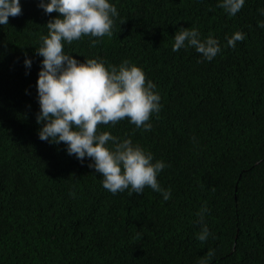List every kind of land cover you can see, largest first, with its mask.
<instances>
[{
  "label": "trees",
  "instance_id": "obj_1",
  "mask_svg": "<svg viewBox=\"0 0 264 264\" xmlns=\"http://www.w3.org/2000/svg\"><path fill=\"white\" fill-rule=\"evenodd\" d=\"M110 2L113 35L83 36L64 51L106 67L129 60L156 85L162 108L150 131L125 119L98 132L163 160L157 179L171 198L148 187L113 195L90 158L38 138L35 49L60 14L20 0L21 14L0 26V264H264V0H246L234 17L218 0ZM181 28L212 35L221 52L212 61L192 47L174 52ZM237 31L245 39L228 47ZM205 202L211 235L200 242Z\"/></svg>",
  "mask_w": 264,
  "mask_h": 264
},
{
  "label": "clouds",
  "instance_id": "obj_2",
  "mask_svg": "<svg viewBox=\"0 0 264 264\" xmlns=\"http://www.w3.org/2000/svg\"><path fill=\"white\" fill-rule=\"evenodd\" d=\"M245 2L218 0L217 7L234 17ZM38 7L45 14H60L47 23L48 33L40 38V46L35 49L43 58L36 81V123L42 125L38 138L50 144L63 142L66 153L81 163L90 158L88 167L102 175V187L113 195L126 190L129 195L142 194L148 187L168 201L171 189H163L157 179L168 166L163 160H154L152 152L134 144L131 138L121 140L111 132H98V125L114 127L125 119L137 129L150 131L151 118L158 116L162 108L156 85L146 81L143 69L129 60L106 67L103 59L81 63L64 51L66 44L83 36L111 37L114 18L119 15L115 4L110 0H39ZM21 11L20 0H0V26L7 25L9 17H16ZM258 11L264 15V9ZM258 27L264 28V21L258 22ZM244 39L245 34L237 31L226 37L227 46L235 48ZM90 43L95 47L100 40L91 39ZM189 47L195 48L206 61H212L221 52L220 41L212 35L202 40L196 28L177 30L172 50ZM23 64L30 69L32 60L26 56ZM208 211L205 202L197 213L201 230L196 238L200 242H206L211 235L203 223ZM213 254L209 250L207 255L210 258ZM201 264L209 261L202 260Z\"/></svg>",
  "mask_w": 264,
  "mask_h": 264
}]
</instances>
